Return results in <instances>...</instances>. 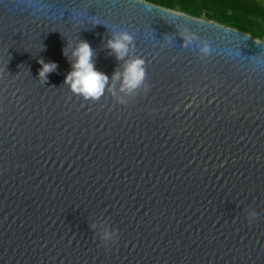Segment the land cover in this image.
Wrapping results in <instances>:
<instances>
[{"label":"water","instance_id":"95a60500","mask_svg":"<svg viewBox=\"0 0 264 264\" xmlns=\"http://www.w3.org/2000/svg\"><path fill=\"white\" fill-rule=\"evenodd\" d=\"M81 41L99 99L65 83ZM0 264H264V41L146 0H0Z\"/></svg>","mask_w":264,"mask_h":264},{"label":"clouds","instance_id":"9594fccd","mask_svg":"<svg viewBox=\"0 0 264 264\" xmlns=\"http://www.w3.org/2000/svg\"><path fill=\"white\" fill-rule=\"evenodd\" d=\"M192 36H187L186 39L191 40ZM133 36L128 32H121L115 34L112 39L108 41V47L116 54L117 58L124 60L129 56L130 46L132 45ZM72 56L74 62L72 71L68 73L65 78V83L69 85L74 94L83 96L85 99H99L105 92L108 85L109 76L99 71L95 67L92 59L93 49L87 41H81L79 45L73 50ZM42 68L39 72L41 78H46L57 66L53 63H45L41 60ZM145 61L142 57L135 56L125 61L123 71H117L113 74V85L109 90L116 94L115 82H120L119 91L129 96L135 93L146 80ZM119 103H127L124 96L118 97ZM255 215L254 212L250 213ZM97 227V225H93ZM100 234L105 241L111 240L113 233L101 221L99 224Z\"/></svg>","mask_w":264,"mask_h":264},{"label":"trees","instance_id":"16d2710c","mask_svg":"<svg viewBox=\"0 0 264 264\" xmlns=\"http://www.w3.org/2000/svg\"><path fill=\"white\" fill-rule=\"evenodd\" d=\"M150 3L197 18L215 21L243 32L251 33L264 41V5L252 0H146ZM235 17L225 22L228 13Z\"/></svg>","mask_w":264,"mask_h":264},{"label":"rangeland","instance_id":"374dc122","mask_svg":"<svg viewBox=\"0 0 264 264\" xmlns=\"http://www.w3.org/2000/svg\"><path fill=\"white\" fill-rule=\"evenodd\" d=\"M253 1V0H252ZM254 1H257V2H259L260 4H262V5H264V0H254ZM227 18L225 19V22H227L228 23V21H232L233 19H234V17H235V13H233L232 11H230L229 13H228V16H226ZM202 19H204V20H207V17H206V15L202 18ZM210 21V20H209ZM226 25V24H225ZM247 33V32H246ZM248 34H250V35H252L251 33H248ZM253 36V35H252ZM258 40H261L260 38H257Z\"/></svg>","mask_w":264,"mask_h":264}]
</instances>
